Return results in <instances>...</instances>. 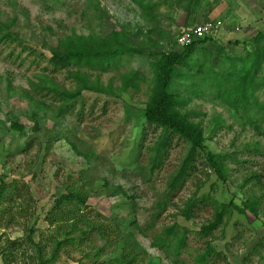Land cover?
Listing matches in <instances>:
<instances>
[{
    "label": "rangeland",
    "instance_id": "1",
    "mask_svg": "<svg viewBox=\"0 0 264 264\" xmlns=\"http://www.w3.org/2000/svg\"><path fill=\"white\" fill-rule=\"evenodd\" d=\"M156 1L151 18L133 0H0V22L13 25L45 53L38 58L16 41L0 43V180L7 186L0 201V264L10 251V264H34L35 245L44 257L54 256L50 264H118L127 252L128 260L137 253L131 264H196L206 239L223 254L206 264H264V140L194 75L197 65L212 74L249 64L257 69L256 79H263L264 0H202L191 14ZM207 20L219 27L189 58V69L177 67L172 91L188 99L184 110L201 124L208 149L224 160L226 180L198 155L188 174L171 185L189 143L146 122L148 81L137 90L119 91L120 75L129 69L149 78L147 56H124L107 72L83 69L109 91H84L64 112L53 88L32 87L41 82L60 90L76 87L68 72L52 73L46 59L57 39L72 32L86 36L123 29L138 42L158 27L167 33L160 48L181 52L173 43L176 35ZM259 35L263 38L256 40ZM255 95L264 101L263 88ZM11 122L23 125V132ZM72 188L88 192L86 202L59 205L57 199ZM257 197L262 198L257 217L231 209L211 235L198 234L212 219L215 203L241 205ZM186 207L189 217L182 214ZM76 211L89 239H79L78 231L69 235L74 219L68 213ZM173 223L187 237L179 256L154 245ZM10 241L16 245L8 250Z\"/></svg>",
    "mask_w": 264,
    "mask_h": 264
},
{
    "label": "trees",
    "instance_id": "2",
    "mask_svg": "<svg viewBox=\"0 0 264 264\" xmlns=\"http://www.w3.org/2000/svg\"><path fill=\"white\" fill-rule=\"evenodd\" d=\"M140 7L142 14L154 18L150 15L159 7V2L156 0H133ZM167 3L175 5L176 8H181L187 14L193 13L202 0H165ZM139 33H141L139 31ZM152 33L155 36L151 35ZM166 31L153 27L146 38L140 39L138 42L131 40V35L123 29H111L109 33L100 35H78L72 32L70 35L57 39L55 45L49 48L50 55L46 57L51 72L57 73L60 71L68 72L69 76L76 81V87L73 90L58 89L51 87L45 82L40 85L33 83V89L51 91L53 88L55 97L61 101L59 109L62 112L71 107V102L77 100L84 91L107 93L109 86H103L99 82V77L94 80L90 79L87 70H99L107 72L111 68H118L122 63L123 57L133 58L135 56H147L149 67V78L140 74L136 69H129L120 75L119 91L124 92L128 89H139L140 82L148 81L150 88L147 100L145 102L144 116L149 125L160 127L164 132L176 134L189 143V150L186 159L181 165L177 174L172 178L171 185L182 180L188 174V166L191 165L195 156L200 155L208 167L218 175L221 180H226L227 174L224 160L217 154L211 152L205 141L204 130L199 122L192 121L189 116V111L184 110L188 103L186 97L180 96L172 91V82L176 76L177 67L189 69V58L196 51L197 47L208 41L209 36L192 42L190 45L182 47L181 52L164 51L160 48V43L165 39ZM177 36V35H176ZM263 38V35L256 37V40ZM17 42L23 49L29 51L30 54L45 57V53H38L37 47L25 37L21 36L18 31H14L13 25L0 22V43ZM176 42V37L173 43ZM258 63V59H257ZM200 66L197 65L194 75L199 74L200 81L210 87L211 92L220 97L235 114L244 118L255 132L264 140V101H260L255 95V92L261 88L264 89L263 79H256L257 69L252 68L249 64L243 65L240 69L234 67L226 70V72H212V74H203ZM187 75V74H186ZM186 77V76H185ZM46 78V77H45ZM48 81H50L47 78ZM12 129L20 131L24 130L23 125L16 122H11ZM33 129L38 130V123L34 121ZM167 143L165 139L164 144ZM257 149V143L254 144ZM255 180L256 178L252 175ZM250 180V178L246 179ZM0 201L3 198L7 188L6 183L0 180ZM88 197V192L72 188L66 195L57 199V203L61 205L64 200H74L76 207L83 205ZM262 198L245 199L241 205L215 203L212 219L203 224L198 234L201 237L207 238L217 229L223 222V217L226 212H231L235 209L242 214L250 212L257 217L260 212ZM79 204V205H78ZM79 210V209H78ZM70 211V210H69ZM71 212V211H70ZM72 214L74 222L70 223L69 235L73 231L80 233L79 239H89L90 232L86 231L80 222L83 220L82 213L79 211L68 213ZM75 214V215H74ZM182 214L189 217L186 207ZM32 230V229H31ZM31 238V236L29 237ZM69 240L74 241L73 237ZM203 250L195 257L196 264H206L209 258L213 255L221 257L223 254L217 251L211 242L206 239ZM16 245L14 241H10L8 250L11 246ZM57 248L61 246L59 241L56 242ZM154 245L163 250L165 253H172L174 256H179L183 248L187 245V237L185 229L178 224L173 223L166 226L157 235ZM37 247V261L34 264H50L54 256L46 258L42 254L40 246ZM4 251L0 249V255ZM10 253L4 256V264H10ZM131 253L127 252L124 259H120L118 264H131L136 258L134 254L131 259H126ZM33 264V263H32ZM85 264V263H80ZM224 264H231L226 261Z\"/></svg>",
    "mask_w": 264,
    "mask_h": 264
},
{
    "label": "built area",
    "instance_id": "3",
    "mask_svg": "<svg viewBox=\"0 0 264 264\" xmlns=\"http://www.w3.org/2000/svg\"><path fill=\"white\" fill-rule=\"evenodd\" d=\"M218 27L219 24L213 20H207L201 24L189 26L176 36V45L181 48L190 45L196 40L209 36Z\"/></svg>",
    "mask_w": 264,
    "mask_h": 264
}]
</instances>
